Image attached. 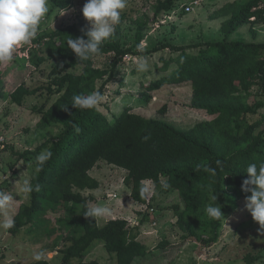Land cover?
<instances>
[{
    "label": "trees",
    "instance_id": "1",
    "mask_svg": "<svg viewBox=\"0 0 264 264\" xmlns=\"http://www.w3.org/2000/svg\"><path fill=\"white\" fill-rule=\"evenodd\" d=\"M51 1L60 10L74 6V0ZM177 1L158 0L155 15L171 11ZM220 13L233 14L223 23L227 30L223 41L188 45L167 42L141 53L123 47L119 24L115 35L102 45L100 54L84 62L78 61L75 53L67 47L66 40L68 36H83L87 30L72 24L48 36V48L56 52L54 57L67 62L53 68V85L60 96L47 109H42L40 123L44 126L60 124L62 130L36 151L39 154L49 150L52 156L34 175L33 185L38 184L40 191L30 193V201L22 203L14 214L15 226L9 229L12 234H19L27 223L38 218L47 200L52 202L54 209L57 205L68 206L71 203L82 208L77 221L81 234L67 237L71 243L63 250L62 264H81L74 259L83 258L101 243L116 264H134L138 258L145 257L149 249L138 239L140 229L131 225L129 220L112 218L101 226L97 218L86 219L83 216L84 205L89 202L77 189L99 188L100 181L90 171L100 161H105L128 171L124 183L131 190L132 199L139 204L148 202V196L142 198L139 194L141 186L147 188V181L159 188L177 190L181 203L173 207L180 223L208 245L219 240L225 217L237 208L241 199L250 195L241 188L248 178L247 166L264 163V128L258 132L243 130L244 119L251 110L247 100L252 80L260 78L264 87V42L228 38L231 31L252 18L264 17V7L260 0H252L245 5L229 3ZM166 49L170 51L169 56L161 55L148 71L137 74L142 82L143 98H124L120 106L116 105L119 109L103 103L99 111L76 109L71 105L74 95H88L94 91L105 95L125 55L141 53L150 57ZM107 53L116 55L112 68L95 67L94 59ZM78 65L84 66L81 74L69 71ZM183 82L192 84V106L207 111L214 116L213 119L181 129L163 119L148 118L133 111V102H149L151 92ZM5 84L4 74L0 75V94ZM38 90L21 82L9 93L15 103L22 104L25 95ZM73 124L79 127V132ZM217 160L220 165H217ZM209 168L215 169V174L208 171ZM212 194L218 196L217 201L210 200ZM209 203L222 206L224 219L215 220L206 215L205 208ZM199 218L198 224L203 231L201 236H198L196 228ZM168 245L166 241L159 246ZM23 264L53 262L42 259Z\"/></svg>",
    "mask_w": 264,
    "mask_h": 264
},
{
    "label": "rangeland",
    "instance_id": "2",
    "mask_svg": "<svg viewBox=\"0 0 264 264\" xmlns=\"http://www.w3.org/2000/svg\"><path fill=\"white\" fill-rule=\"evenodd\" d=\"M157 1L127 0L120 23L123 47L139 52L137 46L141 41L144 42V50L167 42L188 45L223 41L227 33L223 23L233 16L221 15L223 7L229 3L245 5L252 0H207L192 12L185 9L186 3L191 0H178L171 11H163L156 16ZM260 1L264 7V0ZM85 3L86 0H74V6L65 11L49 0L50 11L42 20L40 31L31 46L19 49L13 62L0 65V75L4 74L6 82L0 94V190L14 197L9 211L12 217L22 203L30 201V193H23L22 185L25 180L33 185V177L37 173L38 147L62 130L60 124L44 126L40 123L42 109H47L60 96L53 85V68L67 62L54 57L56 52L48 48V36L72 24L89 30L91 24L82 13ZM228 38L264 42V17L252 18L239 29L231 31ZM141 55H125L115 78L106 88L104 103L115 107L117 104L120 106L127 97L136 100L143 98L142 82L137 76L141 72L136 70ZM161 55L169 56L170 51L162 50L147 57L149 67ZM115 58L114 53L101 54L94 59V66L111 69ZM83 70L84 66L78 65L69 71L81 74ZM21 82L30 89L39 90L25 95L22 104H17L9 92ZM49 86H52V90H49ZM192 92L190 82L165 85L151 92L149 102H133V111L148 118L163 119L181 129L213 119L214 116L207 111L192 106ZM247 105L251 110L244 119L243 130L258 132L264 128V87L260 78L252 80ZM90 173L100 181V187L77 190L89 203L106 205L113 211L112 216L97 218L99 225L112 218H125L140 229L138 239L147 245L149 253L138 258L134 264H264V230L247 210L246 198L241 199L237 208L225 217L219 240L208 245L190 234L188 228L180 223L173 207L181 203L177 190L159 188L147 181L151 195H148L147 204H139L132 199L131 190L124 183L127 170L100 161ZM81 209L71 203L68 206L57 205L54 209L52 202L47 200L38 218L27 223L19 234H12L9 229L0 227V264L31 262L33 255L39 251H44L45 259L53 264H62L63 250L71 243L67 237L81 234L77 226ZM199 221L200 218L196 228L198 236H201L203 231ZM204 237L208 239V236ZM166 241L169 242L168 246H159ZM74 261L81 264H116L102 243Z\"/></svg>",
    "mask_w": 264,
    "mask_h": 264
},
{
    "label": "clouds",
    "instance_id": "3",
    "mask_svg": "<svg viewBox=\"0 0 264 264\" xmlns=\"http://www.w3.org/2000/svg\"><path fill=\"white\" fill-rule=\"evenodd\" d=\"M126 7L127 0H86L82 13L90 22L91 28L84 32L83 36L76 38L68 36L66 40L67 47L75 53L79 62L88 61L100 54L102 45L115 35L116 26L121 23V14ZM49 11V0H0V65L13 62L19 49L31 46L40 31L42 20ZM137 50L143 53V41L137 46ZM136 70L138 72L149 70L147 57L141 55L138 58ZM104 102V94L94 91L88 95H74L71 105L76 109L99 111ZM73 127L77 132L80 131L77 125L73 124ZM51 156L52 153L49 150H43L39 153L36 157L35 171H41ZM216 163L217 165L221 164L219 160ZM207 170L215 174V169L209 168ZM246 173L248 178L243 181L241 186L244 193H250V195H246V208L251 213L253 220L258 222L261 229L264 230V163L259 165L250 163L246 168ZM167 186L164 185V187ZM33 191H40V186L38 184L32 185L25 180L22 185V192L28 194ZM139 194L142 198L151 195L144 186H141ZM13 200L12 194L0 190V217H2L0 227L4 229H11L15 226V220L9 214ZM210 200L215 202L218 200V196L212 194ZM84 209L83 216L86 219L95 220L113 215L112 209L106 205L86 203ZM205 213L209 218L215 220L224 219L222 206H215L213 203L206 206ZM45 257L44 251H39L33 255V259L36 261L45 259Z\"/></svg>",
    "mask_w": 264,
    "mask_h": 264
},
{
    "label": "built area",
    "instance_id": "4",
    "mask_svg": "<svg viewBox=\"0 0 264 264\" xmlns=\"http://www.w3.org/2000/svg\"><path fill=\"white\" fill-rule=\"evenodd\" d=\"M206 0H191L185 5L187 12H192L197 6L202 5Z\"/></svg>",
    "mask_w": 264,
    "mask_h": 264
},
{
    "label": "crops",
    "instance_id": "5",
    "mask_svg": "<svg viewBox=\"0 0 264 264\" xmlns=\"http://www.w3.org/2000/svg\"><path fill=\"white\" fill-rule=\"evenodd\" d=\"M206 1H207V0H206ZM206 1H205V2H206Z\"/></svg>",
    "mask_w": 264,
    "mask_h": 264
}]
</instances>
